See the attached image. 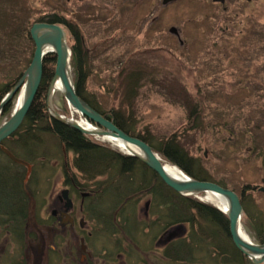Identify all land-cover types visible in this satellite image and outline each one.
<instances>
[{
    "label": "rangeland",
    "instance_id": "rangeland-1",
    "mask_svg": "<svg viewBox=\"0 0 264 264\" xmlns=\"http://www.w3.org/2000/svg\"><path fill=\"white\" fill-rule=\"evenodd\" d=\"M140 4L143 3L136 5L123 0H98L95 5H78L68 0H0V101L31 65L35 52L32 28L58 26L64 30V42L70 52L72 81L75 77L72 49L76 47L77 60L83 64L86 75V95L101 111L112 109L122 113L131 119L128 124L135 135L150 136L153 143L174 138L205 173L225 186L223 189L235 193L239 201L243 198L245 211L264 219V0L227 1L225 12L211 2H204L208 24L193 31L188 24L193 14L190 3L178 2L160 18V41L166 46L163 49L140 47L146 39L156 36L151 31L144 37L151 18H148V3ZM45 14L59 17L66 27L33 24ZM171 27L182 30L184 46L170 37ZM47 56L50 58L46 66L52 71L44 88L48 114L46 92L57 56L47 54L43 58L41 80ZM22 90L6 106L10 111L2 110L0 126L11 117ZM51 106L66 119L76 118L59 92L53 91ZM43 140L42 148L48 154L36 182L44 186L47 194L27 195L29 234L24 231L22 241L10 238L7 242V225L0 224V264H238V255L242 254L233 242L217 226L203 231L206 226L200 220L193 226L187 223L173 226L151 239L153 227L147 228L144 222L155 219L147 213L152 195L148 194L150 189H143L139 179L145 173V180L154 179L141 167L135 172L134 188L138 195L124 200L122 207H115L114 211L116 216L121 208L120 213L136 209L134 217L127 218L140 224L142 232L125 236L117 231L120 219L112 218L107 224L94 217L91 214L95 212L89 207L94 206L90 199L96 192L95 184L79 178L72 169L73 156L57 146L54 137L45 136ZM90 140L125 156V152L101 138ZM2 143L0 148L6 149ZM22 151L18 154L22 155ZM66 172L77 177L82 187L78 194L67 198L71 204L68 210H76L74 229L59 228L47 218L57 197L69 188ZM105 179L101 178L100 182ZM32 182L28 184L34 185ZM206 198L207 195H201L196 201L210 206ZM41 219L44 221L40 222ZM1 222L4 220L0 218ZM243 223L245 220L241 219L244 235L255 242L253 233ZM89 225L93 229L91 236L87 235ZM176 241L181 242L180 249H176ZM197 241L206 246L205 253L199 251ZM166 249H169L167 255Z\"/></svg>",
    "mask_w": 264,
    "mask_h": 264
},
{
    "label": "trees",
    "instance_id": "trees-1",
    "mask_svg": "<svg viewBox=\"0 0 264 264\" xmlns=\"http://www.w3.org/2000/svg\"><path fill=\"white\" fill-rule=\"evenodd\" d=\"M46 23L61 24L62 22L59 17L54 16L49 17ZM78 54V49H76V47L73 48V58L71 59L72 68L75 70L73 81L76 94L86 104L100 113L126 135L140 139L148 144L154 152L161 156L164 162L176 166L188 177L196 181L216 183L220 187L225 188L224 185L215 182L205 173L200 165L197 164V161L191 159L180 145L177 144L174 138L160 141L159 143H153L150 136L135 135L136 132H134L132 125L128 124L131 119L126 118V116L124 117L122 113L112 109L108 112L101 111L94 101L86 95V75L82 70L83 64L77 60ZM48 58H50V56L44 59L43 77L38 92L36 93L22 125L10 139L2 143V146L9 150L14 156L24 159L31 165L32 173L28 182H31V180L36 181L39 170L44 168L45 158L48 153L42 148L44 143L43 139L45 136H52L56 139L58 143L57 146L60 145L65 153H70L73 156V168H71L80 175L79 178L82 181H91L95 184L96 192L90 199V201L94 203V206L89 207L90 211L95 213L90 214L93 216L95 215L94 217H98V219L107 224L110 223L112 218L120 219L118 223L119 230L117 231L122 232L125 236L135 235L138 230L141 231L142 229L140 224L130 222L127 218L134 217L136 209L120 213L123 209L121 208L119 213L115 216L114 208L122 207V202L124 200L126 201L128 198L138 195L137 190L134 188V182L136 180L135 172L141 167L140 170L151 173L154 179V181L150 182L145 180L144 178L147 173L144 175L140 174L139 179L143 189H150L148 194L152 195V201L147 213L149 214L148 217L155 216V219H149V221L144 222L147 228L148 226L151 228L153 227L151 231V233H153V238L151 237V239L156 238V235L158 236V234L164 233L173 226L185 223L193 226L200 220L206 226L203 231L212 230L213 227L217 226L231 242L228 234V221L225 215L211 206L196 201V199L179 196L167 188L153 172L138 162V160L121 155L106 146L92 142L89 138L81 135L74 129L57 123L48 116L44 104L46 79L52 74V71H49L46 66ZM133 85L134 91L137 87V81L136 84L133 83ZM133 91L132 93L135 95V91ZM4 109L5 113L10 111V108L5 107ZM21 151L22 155H19L18 153ZM262 171L264 174V153L262 156ZM68 174L67 172L65 174L66 185L70 188L71 192L78 194L82 187L79 185L77 177L74 178V176L70 175L69 177ZM25 176L26 170L22 166H18L9 161L0 151V218L4 220V222L0 224L7 225V232L10 234V237L19 241H22L24 238L23 228L25 224L23 221L25 220V212H27L28 206V197L23 194L22 189ZM101 178L106 179L104 182H100ZM242 196L244 197V193ZM132 202L135 201L133 200ZM240 203L245 214L244 227L253 233V239L256 243H263L264 219L252 215L249 211H245L243 198H240ZM190 240L194 239L190 237ZM198 242L199 241H197V243ZM175 243H177L176 249H180L181 242L176 241ZM198 244L197 248L199 251L205 253L206 246L201 243ZM169 249L164 251L165 255H167ZM235 252L237 253V251ZM238 256L237 263L243 264L245 259L242 255ZM177 258L179 257L177 256Z\"/></svg>",
    "mask_w": 264,
    "mask_h": 264
},
{
    "label": "water",
    "instance_id": "water-1",
    "mask_svg": "<svg viewBox=\"0 0 264 264\" xmlns=\"http://www.w3.org/2000/svg\"><path fill=\"white\" fill-rule=\"evenodd\" d=\"M213 1L218 2L222 0ZM31 38L35 45V52L31 65L26 73L17 81L13 89L0 101L1 115L2 110L11 102L15 93L18 92L19 89H23L24 96L21 106L13 112L6 123L0 126V144L3 140L11 136L20 126L38 92L42 76L43 58L47 54H54L57 56L55 71L46 92V106L49 116L57 123L70 127L82 135L114 139L120 141L124 146L135 148L140 154L133 153L130 150L128 155L140 160L153 171L167 187L183 197L215 194L226 199L229 207L226 216L229 222V235L231 241L241 254L248 256L251 260L252 258H257L254 262L252 261L253 264H264V245L262 247V245L253 244L249 240H244L240 237L239 230L241 226L239 217L242 215V207L235 193L227 191L213 183L191 180L183 175L181 180L171 178L164 171L161 161L148 145L121 132L76 94L70 75V52L64 42V30L55 25H35L31 31ZM45 48L50 49L44 50ZM56 82H59L62 86V90L59 91V93L62 94L67 104L75 109L81 116L95 124L97 126L95 130L86 131L75 122L65 119L52 109L51 98L54 91L53 86ZM0 149H2L4 154L11 161L25 166L28 170L30 169L28 164L16 159L6 149ZM62 196L67 202L66 205H71L67 199V191L62 192Z\"/></svg>",
    "mask_w": 264,
    "mask_h": 264
},
{
    "label": "flooded vegetation",
    "instance_id": "flooded-vegetation-1",
    "mask_svg": "<svg viewBox=\"0 0 264 264\" xmlns=\"http://www.w3.org/2000/svg\"><path fill=\"white\" fill-rule=\"evenodd\" d=\"M68 1H70L73 4H78V5H95L98 0H68ZM123 1L133 2L136 5H138V3H143V4H140L142 6L146 5V3H148L149 8H148L147 12L150 13L148 15V18H151V19L148 20V22H147L146 30H144V32H145L144 37L146 36L147 33L151 32V31L153 33H155L156 36H154L150 39H146L147 40L145 42L146 45H144L145 43H143L140 45V47L141 48H147V49H163V48H166V46L161 45L159 22H160L161 15L164 14L166 11H168V8L176 5L178 2L190 3L191 10H192L193 14H192L188 24L191 25L190 30L193 31V29H196V28L204 29V28H206L205 26L208 24L207 23L208 18H207L206 12L204 11L205 7H203L204 2H211L212 5H215L217 7V9L222 8V11L225 12V10H226L225 4L227 3V1H231V0H224L225 3L223 5L213 4L212 0H173L171 2H169V0H166L167 2H164L165 0H123ZM48 20H49V16L47 14H45V16H42L39 19H37L36 21H34L33 24H35V23L48 24V23H46ZM61 22H62L61 25L66 27V23L63 20ZM24 30H25V28H24ZM24 30H23V32H24ZM168 32L171 35L170 37L174 38L180 46L185 45V42L182 40V37H181V33H182L181 29H178L176 27H171L168 29ZM151 43H153V44H151ZM158 43H160L159 46H157ZM167 47H169V46H167ZM69 196H70V192H69ZM57 200L58 201L54 207V210L57 209V210H61L62 212L60 215H57V214H55L54 216L50 215V218L57 223V226L59 228L74 229L76 227V213H75L76 210L75 209L74 210L72 209L70 211L68 210L67 214L65 216L64 212H66L65 211L66 210L65 209L66 204L64 201L60 202L59 199H57ZM78 229H80L79 224H78ZM88 230H89V232L87 233V235L91 236L93 229L90 225H89ZM5 234L8 235V239H7V242H8L9 239L11 238L10 234L7 231L5 232ZM87 235H86V237H87ZM81 240L84 241L83 238Z\"/></svg>",
    "mask_w": 264,
    "mask_h": 264
},
{
    "label": "bare ground",
    "instance_id": "bare-ground-1",
    "mask_svg": "<svg viewBox=\"0 0 264 264\" xmlns=\"http://www.w3.org/2000/svg\"><path fill=\"white\" fill-rule=\"evenodd\" d=\"M212 3L213 4H220V5H222V4H224L225 2H224V0H222V1H218V2H214L213 0H212ZM50 48H45L44 50H49ZM53 89H54V92H59V91H61L62 90V86L60 85V83L59 82H56L55 84H54V86H53ZM23 96H24V94H23V90L21 91V93H20V95H19V97H18V100H17V102H16V104H15V107H14V110H16V109H18L20 106H21V104H22V101H23ZM26 116V115H25ZM81 126H83L82 124H80ZM15 133V132H14ZM104 141H107L108 143H111L112 145H114L115 147H117L119 150H121V151H123V152H125V153H129V151L131 150V152H133V153H136V154H140L139 153V151H137L135 148H133V147H131V146H124L122 143H120V141H118V140H114V139H109V138H105V139H103ZM141 156V155H140ZM163 167H164V171L171 177V178H173V179H176V180H181L182 178H183V176H182V173L180 172V170L176 167V166H173V165H170V164H163ZM31 173H32V171H28L27 173H26V176H25V178H24V181H23V194L24 195H31V194H35L36 193V195H37V193L38 192H41L43 195H46L47 194V192L44 190V186H41V184L40 183H38L37 184V182L36 181H33L32 183H34V185H31V184H28L29 182H27L28 181V178H30V176H31ZM38 174H39V172H38ZM39 176V175H38ZM68 187V186H67ZM66 191H68V193L70 192V194H73V192H71L70 191V188H68V189H65ZM262 194H264V193H262ZM28 197V196H27ZM40 197H42V196H40ZM57 199H59V201L61 202V201H63V198L61 197V196H59ZM58 201V200H57ZM56 201V202H57ZM206 202H208L209 203V205H212L213 207H215L216 209H218L217 211H219L220 213H222L223 215H226L227 214V212H228V209H229V207H228V203H227V201H226V199H224L223 197H221V196H218V195H215V194H208L207 195V198H206V200H205ZM71 205H67V206H65V211L66 212H64V214H65V216H66V214H67V211H68V207H70ZM57 210V209H56ZM54 210V208L53 209H51L50 211H49V216L50 215H52V216H54L55 214H57V215H60L61 214V210ZM48 219H49V221H51V218L50 217H47ZM46 218V219H47ZM240 218V221H241V219L242 220H245V217H243L242 218V215L239 217ZM28 219H29V212L27 211V212H25V220L23 221L24 222V228H23V231H26V234L28 235L29 233H28ZM44 221V219H41L40 220V222H43ZM46 221V220H45ZM42 225V224H41ZM239 234H240V237L242 238V239H244V240H249L250 241V239L249 238H247L246 237V235H244V232H243V230L242 229H240L239 230ZM250 242H252V241H250ZM253 244H256V245H262V247H263V245H264V242L263 243H261V244H259V243H256V242H252ZM255 256V255H254ZM242 257L245 259V262L243 261V264H253V262L255 261V259H257V258H255V259H253L252 257V260L248 257V256H246V255H243L242 254ZM253 261V262H252Z\"/></svg>",
    "mask_w": 264,
    "mask_h": 264
}]
</instances>
